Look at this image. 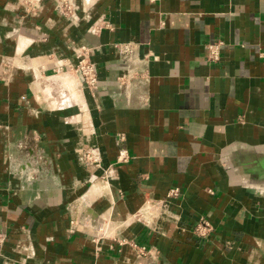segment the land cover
<instances>
[{
  "label": "crops",
  "instance_id": "1",
  "mask_svg": "<svg viewBox=\"0 0 264 264\" xmlns=\"http://www.w3.org/2000/svg\"><path fill=\"white\" fill-rule=\"evenodd\" d=\"M62 1L0 0V264H264V0Z\"/></svg>",
  "mask_w": 264,
  "mask_h": 264
},
{
  "label": "built area",
  "instance_id": "2",
  "mask_svg": "<svg viewBox=\"0 0 264 264\" xmlns=\"http://www.w3.org/2000/svg\"><path fill=\"white\" fill-rule=\"evenodd\" d=\"M60 6L63 8L65 13L72 14L74 11V5L68 0H63ZM98 28L95 27L94 30ZM119 49L124 54H130L134 52V45L131 42H120L118 43ZM207 58L209 61L216 62L220 59L221 54V41H213L207 44ZM76 61L72 65V69L76 72L79 77L80 83L87 87L89 90H94L98 87L99 77L97 72V65L91 57V49L86 45H80L75 52ZM124 76H118V79L123 80ZM125 81V80H124ZM120 155H125V150L120 151ZM94 157V158H93ZM88 160H92L93 163H97L98 159L94 155L91 158V155H88ZM178 193V188H171L167 195L174 196ZM150 205L151 202L148 201ZM154 209V208H153ZM196 231L200 235H207L211 230V225L208 220L201 218L195 226ZM2 238L0 235V242Z\"/></svg>",
  "mask_w": 264,
  "mask_h": 264
},
{
  "label": "rangeland",
  "instance_id": "3",
  "mask_svg": "<svg viewBox=\"0 0 264 264\" xmlns=\"http://www.w3.org/2000/svg\"><path fill=\"white\" fill-rule=\"evenodd\" d=\"M91 155V158H92V156H94V153H92V152H89V151H86L85 153H84V159L87 161V162H90V163H92L93 164V162H92V160L90 159V160H88L87 158H88V155ZM96 155V154H95ZM98 155V154H97ZM94 158V157H93ZM98 158H99V155H98ZM95 164V163H94ZM99 163L97 162L95 165H96V167L97 168H101V166H99L98 165ZM106 172L107 171H105V170H103V176H106ZM161 199H164V198H161ZM161 199H156V201H152L151 202V204H152V206H155L154 207V210L156 211V212H158L157 214H159V211H161L162 209L161 208H159L160 206H159V201H161ZM159 206V207H158ZM155 212V213H156ZM163 211H161V213H162ZM160 213V214H161Z\"/></svg>",
  "mask_w": 264,
  "mask_h": 264
},
{
  "label": "bare ground",
  "instance_id": "4",
  "mask_svg": "<svg viewBox=\"0 0 264 264\" xmlns=\"http://www.w3.org/2000/svg\"><path fill=\"white\" fill-rule=\"evenodd\" d=\"M100 231V230H99Z\"/></svg>",
  "mask_w": 264,
  "mask_h": 264
}]
</instances>
